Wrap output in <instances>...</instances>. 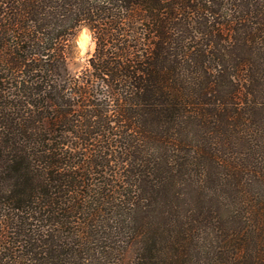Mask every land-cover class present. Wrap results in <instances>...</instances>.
<instances>
[{
    "label": "trees",
    "instance_id": "1",
    "mask_svg": "<svg viewBox=\"0 0 264 264\" xmlns=\"http://www.w3.org/2000/svg\"><path fill=\"white\" fill-rule=\"evenodd\" d=\"M0 264H264V0H0Z\"/></svg>",
    "mask_w": 264,
    "mask_h": 264
},
{
    "label": "rangeland",
    "instance_id": "2",
    "mask_svg": "<svg viewBox=\"0 0 264 264\" xmlns=\"http://www.w3.org/2000/svg\"><path fill=\"white\" fill-rule=\"evenodd\" d=\"M75 45L70 71L73 75L81 76L95 53L96 44L92 33L87 28L81 29L76 35Z\"/></svg>",
    "mask_w": 264,
    "mask_h": 264
}]
</instances>
